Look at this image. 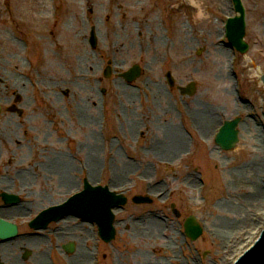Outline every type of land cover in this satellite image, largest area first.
Returning <instances> with one entry per match:
<instances>
[{
  "label": "rangeland",
  "instance_id": "1",
  "mask_svg": "<svg viewBox=\"0 0 264 264\" xmlns=\"http://www.w3.org/2000/svg\"><path fill=\"white\" fill-rule=\"evenodd\" d=\"M242 3L249 45L243 55L229 48L222 37L223 23L233 13L231 0H0V83L5 84L0 85V186H12L16 175H34L27 176L33 180L30 185L16 178L17 186L26 185L28 192L43 197L31 196L38 201L35 207L11 223L22 234L18 237L42 238L44 250L34 252L41 253L46 264H72L80 243L59 240L55 230L64 225L76 227L82 219L64 218L39 232L28 229V223L38 209L61 203L82 190L85 175L80 174L67 192L63 181L69 172H61L57 166L62 161L68 169L84 165L88 142L100 147L96 185L113 189L114 162L132 163L149 172L147 178L125 175L121 189L110 190L126 198L117 209L114 240L103 243L96 225L86 223L90 235L83 248L91 256L89 264H232L245 247L242 244L247 241V245L252 234L258 233L264 213L256 212H264V204L254 201L251 169L258 154L259 136L254 127L260 128L264 141V88L260 82L264 75V0ZM92 28L98 35L95 49L88 42ZM109 65L114 70L105 78ZM133 65L140 67L141 75L126 82L120 75ZM222 67L229 74L227 80L220 75ZM168 71L173 87L165 78ZM233 73L246 104L236 100ZM190 82L195 83V92L181 95L179 88ZM148 83L159 86L168 112L148 96L143 88ZM4 87L9 89L7 93ZM129 90L135 92L132 103L125 100ZM236 104L243 107L240 114H235ZM132 109L147 114L153 127L157 123L175 125L183 140L173 162L152 158L150 150L160 146L156 138L162 139L152 125H148L149 135L147 127L140 133L126 129L124 123ZM193 109L212 114L210 124L215 126L230 119L251 121L239 128L235 149L222 151L213 134L210 138L199 135L189 117ZM82 115L91 123L83 122ZM261 156L264 158V148ZM34 165L36 170H30ZM189 176L192 185L186 181ZM256 178L259 183L264 179ZM149 185L155 188L150 194ZM17 186L11 192L0 191V206L27 200V193L18 195ZM2 194L16 197L18 203H4ZM134 196L148 202L133 203ZM243 214L247 224L227 227L239 222ZM153 215L161 221L164 240L136 238L122 225L124 220L130 225ZM189 216L197 219L203 231L193 242L183 239ZM222 224L227 228L219 233ZM68 244H73L71 252L63 249ZM169 244L177 248L169 252ZM31 252L25 249L17 259L36 264Z\"/></svg>",
  "mask_w": 264,
  "mask_h": 264
},
{
  "label": "bare ground",
  "instance_id": "2",
  "mask_svg": "<svg viewBox=\"0 0 264 264\" xmlns=\"http://www.w3.org/2000/svg\"><path fill=\"white\" fill-rule=\"evenodd\" d=\"M218 48H220V50L224 53V48L223 45L218 46ZM220 75L221 77H223L224 79H228L229 78V74L226 73L223 69V67L220 69ZM1 87H3L5 84L4 83H0ZM144 90H146V92L148 93V96L151 97V99H153L152 101H159L161 103L162 106V110L163 112H168V109L166 107L163 106V103H165V99L163 97V92L161 91V89H159V86L153 84V83H148L146 86L143 87ZM8 88L4 87L3 91H5V93L8 92ZM130 91V90H129ZM18 92V91H17ZM17 92H14V94H16ZM140 93H142L143 91H139ZM135 92L134 91H130V92H125V100L127 101V98H129V102L132 103L133 99L135 97ZM143 94V93H142ZM3 96V92L0 91V98ZM2 99V98H1ZM10 101V99H8L6 101V103H8ZM242 108L239 104L235 105V114H240L242 112ZM189 113L191 114V119L193 120L194 125L198 126V130L201 133L200 135H202L203 138L205 137H211V135L214 133L215 128H217L218 126L212 125L210 124L212 121L211 115L208 112L204 113V111L202 109H193V110H189ZM91 115L93 116L92 120L94 119V115L91 113ZM147 114L145 113H138L136 110L130 111L129 115L127 116L126 120H125V127L127 130H134L137 129V132L140 133V130L143 127H147V135L150 134L151 129L148 127V125H152V130L154 131L155 129L159 132L157 134H161L162 139H160L159 137L156 138V141L158 143H160L159 147L153 146V148L150 150V154L152 156L153 159H156V157H158L163 163L171 161L173 162L174 159H176V155L179 154V152L182 150V143L181 141L182 136L179 135V133H176L177 131L175 130V125H167L162 123H157L156 125H154L153 127V122L149 121L147 119ZM89 119L86 117H84L82 115V121L86 122L88 124H90L91 122L88 121ZM251 121L250 118H244V123L241 122L239 123L238 127L240 129H242V126H246V124L248 125L249 122ZM246 123V124H245ZM249 126V125H248ZM254 132H256V135L259 136L258 139V145H257V150H258V154H257V159L256 161L253 163L252 165V171L253 174L251 175L252 178V182L254 187H255V194H254V201L255 198L256 200H258L259 204H264V203H260V200L264 201V179H261V183H259V179L258 181L256 180L257 176L264 178V158L261 156V152H263V148H264V141L261 142V138H260V134H261V130L258 127H254ZM7 130V129H5ZM145 135V134H144ZM154 135V134H153ZM7 136L9 138H13L12 134L9 132L7 133ZM178 138H181L180 140ZM86 149V163L84 165L80 166H73L70 165L69 169H68V165L65 163V161L60 162V164L57 166L58 170L65 173V170L67 172H69V174L66 176L65 174V179H64V185L65 188L67 190V192L70 191L71 188L74 187V180L81 174V175H85V181L90 185H96L94 180V177L97 173V163H98V158H99V152H100V147L98 145H96L95 143L90 144L88 142L87 145L84 146V150ZM259 157V158H258ZM12 161V160H11ZM10 163V161H9ZM132 163H123V164H117V162H114L113 164H111V170H112V180H111V184H112V188H116V189H121V186L124 184L123 180H124V176L126 175V178L128 176L131 175H137L139 174L140 176H144L145 178L149 177V172L147 169H142L140 167H135L133 165H131ZM73 167V168H72ZM75 167V168H74ZM85 167V169H84ZM36 170V166H32L30 170ZM46 171V170H43ZM75 172L74 174H71V172ZM32 172V171H31ZM87 175H86V173ZM24 174V173H23ZM38 174V173H37ZM34 176L32 174H26V176L24 177H20L19 175H16V178H18L22 183H27L30 185V182L32 183V179L28 178L27 176ZM68 176L70 178H68ZM15 180H12L13 184L12 186L15 187L18 185L19 182ZM187 183L192 185L194 183V180L192 179L191 176L187 177L186 179ZM11 185L10 186H0V191L3 192H11L13 190V187ZM113 189L109 188V190L113 191ZM17 190L19 191L18 195L21 196L24 193H27V195L25 196L27 198V200L21 204H19L18 206L15 207H7V209L5 207H0V218L5 219L7 221H12L14 219L17 218H21L24 217L29 211L32 210L33 207H35V205L37 204L38 201H34L31 200V196H37L39 199H42V194L39 195H35L33 193L28 192V187L26 185H22L21 187L17 186ZM155 190L154 185H149V191L148 193L150 194L151 192H153ZM116 192V191H115ZM117 194V192H116ZM253 198V197H252ZM257 202V201H256ZM257 203V204H258ZM114 214H116V211H113ZM244 213L243 210L240 209V214ZM257 214L259 213H263L264 212H256ZM260 215V214H259ZM247 217L242 216V218L239 220V222H231L229 223V226L222 224L219 227V233L220 231H223V228L226 229L227 227L231 228V226H236L238 223H242V224H247L246 221ZM251 222V220H250ZM160 223L161 221L157 218V216H147V217H142L140 219H138L136 222L132 223L129 225V222L127 220L123 221V226L124 227H128V232L129 234H132L134 237L136 238H141V239H154V240H159V239H165L164 234L161 232L160 229ZM252 224V223H251ZM227 226V227H226ZM239 224L236 226L238 227ZM235 227V228H236ZM165 229V227H163V230ZM234 230V229H233ZM228 231H232V230H228ZM234 232V231H233ZM57 235V237H59V240L62 241H73L74 243H80L77 246V253L74 256V259L71 261L72 264H89L90 263V254L88 253V249L87 248H83V246H85L88 242H89V235H90V231L87 229V225L86 224H79L76 227L73 226H62L60 227L57 232L55 233ZM239 234V233H238ZM237 234V235H238ZM42 238L40 239V237H19L14 239V241H8L5 243H0V262H2L1 264H29L28 262H19V259H17L19 257V254H21V252L25 249H37L38 251L40 250H44L43 246H42ZM85 244V245H84ZM30 245H35V248L30 247ZM37 245V246H36ZM243 245V244H242ZM81 246V247H80ZM174 247H172V244L167 245V249L169 252L172 251V249L177 248V246L173 245ZM81 248V249H80ZM19 252V254H18ZM238 252V251H237ZM174 252H172L173 254ZM220 253V252H219ZM223 255V253H220ZM32 256L34 258V263L36 264H46L44 262V260L42 259L41 254L35 253L33 251ZM16 259V260H15ZM192 259V258H191ZM147 264H153V263H147ZM229 264V263H228Z\"/></svg>",
  "mask_w": 264,
  "mask_h": 264
},
{
  "label": "water",
  "instance_id": "3",
  "mask_svg": "<svg viewBox=\"0 0 264 264\" xmlns=\"http://www.w3.org/2000/svg\"><path fill=\"white\" fill-rule=\"evenodd\" d=\"M234 9L237 15L230 18L226 22V34L229 43L234 46L238 51L244 53L247 51L248 46L243 42L245 21H244V9L240 0H232ZM140 71L138 67L130 69L123 77L127 81H132L138 77ZM108 75V74H107ZM169 83L172 85L173 80L170 75H167ZM261 82L264 85V75L261 77ZM182 93L189 95L194 92V84H190L185 89H182ZM238 120L226 122L225 125L219 130L216 135L215 142L223 150H231L237 143V131L236 125ZM146 199L135 197L133 202L143 203ZM126 203V199L121 195H115L110 193L107 188H92L86 186L85 192L81 197L70 200L68 206L64 208H58L56 213L64 211L66 213H73L77 216H85L92 220L98 221L100 219V225L103 228L104 233L108 234L106 241L113 238V228L111 226L113 215L111 209L119 205ZM43 217H50V213L45 214ZM50 218L47 219L50 220ZM53 219V218H52ZM2 227L0 226V234ZM186 234L192 239H197L202 230L196 223L193 217H189L185 223ZM236 264H264V232L258 242L244 253V255L237 261Z\"/></svg>",
  "mask_w": 264,
  "mask_h": 264
},
{
  "label": "flooded vegetation",
  "instance_id": "4",
  "mask_svg": "<svg viewBox=\"0 0 264 264\" xmlns=\"http://www.w3.org/2000/svg\"><path fill=\"white\" fill-rule=\"evenodd\" d=\"M130 15V17H131V14H129ZM119 16V14H116V18ZM118 19V18H117ZM119 20V19H118ZM91 31H93L94 32V35H95V28H92L91 29ZM90 31V32H91ZM95 37H96V46L94 47V49L97 47V38H98V35H95ZM88 42L90 43V34H89V37H88ZM169 72V71H168ZM167 72V73H168ZM18 203V201L16 202V203H14L13 205H15V204H17ZM19 205V204H18ZM18 205H15V206H18ZM11 206V205H10ZM15 206H11V207H15ZM0 207H3V206H0ZM6 209H7V207H5ZM10 208V207H9ZM0 219H2V218H0ZM2 220H4V221H6V222H11V221H7V220H5V219H2ZM15 220V219H14ZM48 228V227H47ZM46 228V229H47ZM45 229V230H46ZM19 230V229H18ZM34 231H37V232H39V230H34ZM24 237V236H23ZM19 238V237H18ZM21 238V237H20ZM12 239H15L14 237L13 238H11V241H14V240H12ZM10 241V240H9ZM0 243H3V242H0ZM30 246H33V245H30ZM47 246V245H46ZM32 252H31V259L33 258V256H32V253H33V251L35 250V249H30ZM23 252V251H22ZM21 252V253H22ZM35 253H38L37 251L35 252ZM18 254H19V252H18ZM41 254V253H40ZM20 255L21 254H19V258H20ZM23 262V261H22ZM32 262L34 263V258L32 259Z\"/></svg>",
  "mask_w": 264,
  "mask_h": 264
},
{
  "label": "clouds",
  "instance_id": "5",
  "mask_svg": "<svg viewBox=\"0 0 264 264\" xmlns=\"http://www.w3.org/2000/svg\"><path fill=\"white\" fill-rule=\"evenodd\" d=\"M201 15H203V13H201Z\"/></svg>",
  "mask_w": 264,
  "mask_h": 264
}]
</instances>
